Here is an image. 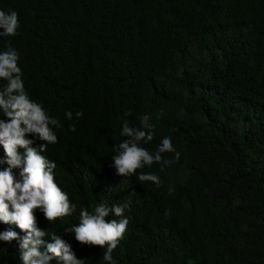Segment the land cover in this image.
<instances>
[{
    "label": "trees",
    "instance_id": "obj_1",
    "mask_svg": "<svg viewBox=\"0 0 264 264\" xmlns=\"http://www.w3.org/2000/svg\"><path fill=\"white\" fill-rule=\"evenodd\" d=\"M0 9L19 13L0 52L17 50L31 98L61 121L46 154L77 205L55 224L37 209L40 228L84 264H105L100 247L63 227L79 223L80 208L130 200L118 264H264V0H0ZM124 120L154 126L141 142L150 152L165 136L179 152L164 154L172 163L162 171L144 169L159 187L111 167ZM9 228L20 232L0 222ZM0 264H22L16 240L0 242Z\"/></svg>",
    "mask_w": 264,
    "mask_h": 264
},
{
    "label": "clouds",
    "instance_id": "obj_2",
    "mask_svg": "<svg viewBox=\"0 0 264 264\" xmlns=\"http://www.w3.org/2000/svg\"><path fill=\"white\" fill-rule=\"evenodd\" d=\"M19 13L15 10L0 9V37L18 35ZM19 53L9 46L0 52V146L4 155L0 157V222L15 225L20 232L11 228L0 232V242L18 243L22 264H84L77 258L72 244L61 235L49 234L38 226L36 210L44 218L55 224L63 223L65 217L77 211L66 191L56 182L57 163L47 156L48 146L59 142L57 130L62 127L59 118L51 116L42 103L31 98L25 87L22 69L19 66ZM83 111L75 113L80 119ZM128 115V113H125ZM68 121L74 119L72 111H66ZM76 131L75 124L69 125ZM120 136L124 139L113 145L111 167L122 177H136L141 184L152 183L160 186V177L144 169L159 164L161 171L172 163L165 153H175L169 136L161 139L154 152L141 146L154 139V126L142 121L140 126H130L122 122ZM21 149L23 151H21ZM14 170H18L17 172ZM131 210V201L114 204L98 203L92 211L79 209V223L63 227L65 234L74 236L83 247H100L105 264H118L113 257L114 250L124 238L130 217L125 212ZM171 209L164 215L171 216ZM110 215L120 219H106ZM23 233V235H21Z\"/></svg>",
    "mask_w": 264,
    "mask_h": 264
}]
</instances>
